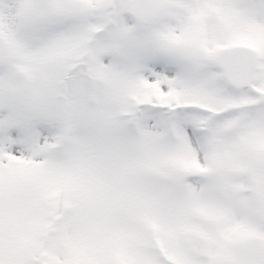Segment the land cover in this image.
<instances>
[{"label": "snow or ice", "instance_id": "snow-or-ice-1", "mask_svg": "<svg viewBox=\"0 0 264 264\" xmlns=\"http://www.w3.org/2000/svg\"><path fill=\"white\" fill-rule=\"evenodd\" d=\"M0 264H264V0H0Z\"/></svg>", "mask_w": 264, "mask_h": 264}]
</instances>
